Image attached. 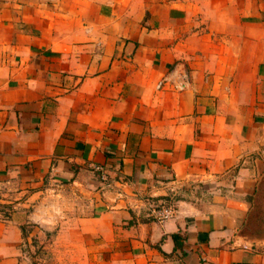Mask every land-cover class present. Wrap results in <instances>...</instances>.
<instances>
[{"label": "crops", "instance_id": "0c3cea01", "mask_svg": "<svg viewBox=\"0 0 264 264\" xmlns=\"http://www.w3.org/2000/svg\"><path fill=\"white\" fill-rule=\"evenodd\" d=\"M0 264H264V0H0Z\"/></svg>", "mask_w": 264, "mask_h": 264}, {"label": "built area", "instance_id": "2783aa9c", "mask_svg": "<svg viewBox=\"0 0 264 264\" xmlns=\"http://www.w3.org/2000/svg\"><path fill=\"white\" fill-rule=\"evenodd\" d=\"M163 82H159L157 84V88L160 89L162 87ZM184 86L181 85V89ZM101 172V169H98ZM103 177V176H101ZM149 213L153 216V218L159 222H163L172 216V209L171 207L160 205V204H148L147 205Z\"/></svg>", "mask_w": 264, "mask_h": 264}, {"label": "rangeland", "instance_id": "374dc122", "mask_svg": "<svg viewBox=\"0 0 264 264\" xmlns=\"http://www.w3.org/2000/svg\"><path fill=\"white\" fill-rule=\"evenodd\" d=\"M31 252H32V255H35V256H39L40 257L42 255L41 247L40 248L35 247V249L31 250Z\"/></svg>", "mask_w": 264, "mask_h": 264}]
</instances>
